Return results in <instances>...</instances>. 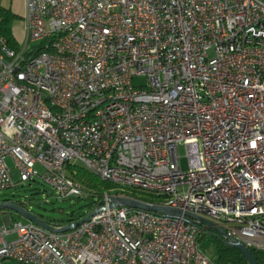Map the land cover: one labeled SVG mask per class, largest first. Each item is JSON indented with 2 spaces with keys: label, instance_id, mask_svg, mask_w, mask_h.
<instances>
[{
  "label": "built area",
  "instance_id": "2783aa9c",
  "mask_svg": "<svg viewBox=\"0 0 264 264\" xmlns=\"http://www.w3.org/2000/svg\"><path fill=\"white\" fill-rule=\"evenodd\" d=\"M23 17L17 47L0 31V189L39 178L97 211L63 231L7 216L0 264H218L200 217L264 249V0H25ZM76 160L117 186L86 190ZM114 188L191 222L111 205Z\"/></svg>",
  "mask_w": 264,
  "mask_h": 264
},
{
  "label": "rangeland",
  "instance_id": "374dc122",
  "mask_svg": "<svg viewBox=\"0 0 264 264\" xmlns=\"http://www.w3.org/2000/svg\"><path fill=\"white\" fill-rule=\"evenodd\" d=\"M0 5L6 8H11L18 14L23 11L24 0H0ZM11 29L13 36L19 41L23 42L25 40V20L22 17L18 16L14 19ZM30 44L37 45L39 44V40H31ZM178 153L181 156V164L187 166V150L183 143L178 146ZM73 163L77 166H83L86 168L79 160H76ZM18 179V175L15 174V185L6 189H0V201L5 198L15 200L45 220L67 221L71 217L77 218L81 215L88 214L94 209L97 196L84 193L82 196L70 195L61 199L56 194L52 185L43 182L39 178L25 181H20ZM7 216H10L15 221H29L28 218L16 210L3 207L0 209V226L6 222ZM202 246L206 254L218 264H232L228 262L224 263L219 259L217 242L214 239L213 233H209L206 236L202 242Z\"/></svg>",
  "mask_w": 264,
  "mask_h": 264
},
{
  "label": "trees",
  "instance_id": "16d2710c",
  "mask_svg": "<svg viewBox=\"0 0 264 264\" xmlns=\"http://www.w3.org/2000/svg\"><path fill=\"white\" fill-rule=\"evenodd\" d=\"M18 16L19 15L16 12H14L11 8H6L0 5V31L8 37L10 43L15 47H17L19 44L17 43L15 37L13 36L11 26L14 19ZM76 167H77V173L75 174V178L83 183L84 188L86 190H90L93 187H95L101 193V191H104L105 189H110L112 187L117 186V184L112 181L100 179L96 174H94L87 168H84L83 166L76 165ZM113 193H118L126 196H134L139 199L153 203H159L163 201L162 195L152 190L143 189V188H127L125 190H118L117 188H114ZM7 199L10 198H5L4 200ZM81 216L77 218L71 217L68 220L78 219ZM209 233H213L214 235V239L217 242L218 257L222 262L224 263L228 262L232 264H249V261L247 260L245 255L241 252V250L235 246L227 244L225 240L212 227H206L199 231L198 241L200 242L201 245L203 240L206 238V236ZM249 247L252 250L259 264H264V249L258 248L253 245H249Z\"/></svg>",
  "mask_w": 264,
  "mask_h": 264
},
{
  "label": "water",
  "instance_id": "95a60500",
  "mask_svg": "<svg viewBox=\"0 0 264 264\" xmlns=\"http://www.w3.org/2000/svg\"><path fill=\"white\" fill-rule=\"evenodd\" d=\"M120 204L128 205L131 207L148 209V210H155L158 212H163V213L168 214L170 216H183L187 222H191V216L192 215L190 213H182L180 210L174 209L172 207L162 205V204L148 202V201L136 198V197L126 196V195L114 196L112 198L111 205H120ZM3 207H8V208H11L13 210H16L17 212H19L20 214H22L23 216H25L29 220L38 222V223L43 224L49 228L57 229V230H61V231L67 230L73 226L80 224L84 220L89 219L91 217V215H93L97 211V209H94L89 214H87L84 218L76 220L75 222L70 223L64 227L55 228L53 226L48 225L37 214H35L32 211H30L29 209L25 208L24 206H22L21 204H19L15 200L7 199V200L0 201V209ZM199 219L205 225H208V226L214 228L217 231V233L225 240V242L227 244L235 246L238 249H240L250 264H259V262L257 261V259L254 256L252 250L243 240L229 236L223 227H221L219 224H217L216 222H214L210 219H207L204 217H200Z\"/></svg>",
  "mask_w": 264,
  "mask_h": 264
},
{
  "label": "crops",
  "instance_id": "0c3cea01",
  "mask_svg": "<svg viewBox=\"0 0 264 264\" xmlns=\"http://www.w3.org/2000/svg\"><path fill=\"white\" fill-rule=\"evenodd\" d=\"M24 12H25V0H24V8H23V11L18 13L19 14V17H22L24 19ZM17 43H21V41H19L16 37H15Z\"/></svg>",
  "mask_w": 264,
  "mask_h": 264
}]
</instances>
